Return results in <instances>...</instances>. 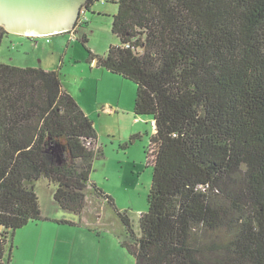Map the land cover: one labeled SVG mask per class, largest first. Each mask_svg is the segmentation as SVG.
Segmentation results:
<instances>
[{
    "label": "trees",
    "instance_id": "obj_1",
    "mask_svg": "<svg viewBox=\"0 0 264 264\" xmlns=\"http://www.w3.org/2000/svg\"><path fill=\"white\" fill-rule=\"evenodd\" d=\"M116 4L119 44L104 57L81 44L89 64L134 84V116L153 123L139 233L92 181L104 152L59 73L0 63V264L30 224L79 228L90 189L116 211L134 264H264V0ZM41 178L77 222L42 215Z\"/></svg>",
    "mask_w": 264,
    "mask_h": 264
},
{
    "label": "rangeland",
    "instance_id": "obj_2",
    "mask_svg": "<svg viewBox=\"0 0 264 264\" xmlns=\"http://www.w3.org/2000/svg\"><path fill=\"white\" fill-rule=\"evenodd\" d=\"M117 1L94 2L89 11L80 16L75 28L76 41L67 33L49 37L7 34L0 46V63L59 73L65 91L93 121L104 152L105 158L95 163L92 181L112 198L117 211L127 215L138 234L139 217L147 208L151 185L143 150L153 124L147 117L134 116V84L102 67L90 65L88 51L81 44L85 36L86 47L98 57H104L110 46L119 44L111 31ZM109 107L112 112H106ZM131 136L137 137L128 143ZM125 144V149L120 147ZM53 192L54 188L45 179L35 183L42 215L77 222L75 216L55 205ZM94 198L89 190L80 228L56 229L41 224L21 229L13 238L19 248L12 249L10 264H134L133 258L119 244L129 238L116 211L106 203L95 204ZM92 218L93 223L89 222ZM88 229H96L98 236ZM82 235L88 236V243L97 248H87L88 243L82 246Z\"/></svg>",
    "mask_w": 264,
    "mask_h": 264
},
{
    "label": "water",
    "instance_id": "obj_3",
    "mask_svg": "<svg viewBox=\"0 0 264 264\" xmlns=\"http://www.w3.org/2000/svg\"><path fill=\"white\" fill-rule=\"evenodd\" d=\"M87 1L0 0V27L7 34L24 37L69 34L75 30Z\"/></svg>",
    "mask_w": 264,
    "mask_h": 264
},
{
    "label": "crops",
    "instance_id": "obj_4",
    "mask_svg": "<svg viewBox=\"0 0 264 264\" xmlns=\"http://www.w3.org/2000/svg\"><path fill=\"white\" fill-rule=\"evenodd\" d=\"M90 65H94V66H97V64H96V61H93ZM112 110V108L111 107H109V109H107V111L106 112H112L111 111ZM151 125H152V123H151ZM91 190V194L93 195V197H95L94 199H92L93 200V202L95 203V204H100V202H101V204L102 205H104V203L105 202H103V200H101L100 198H98L97 196H95L94 194H93V192H92V189H90ZM100 201V202H99ZM86 205H87V199H86ZM85 213H86V206H85V209H84V212H83V215L82 216H85ZM94 218H95V216H94ZM94 218H92L91 220L92 221H89V222H91V223H93L94 221ZM84 221H85V219H84ZM86 222V221H85ZM41 224H48V223H41ZM41 224H30V225H28V226H31V227H38V225H41ZM81 224H83V221L81 222ZM49 225H51V224H49ZM51 226H53V225H51ZM27 227V226H26ZM54 228H56V229H59L58 227H55V226H53ZM25 228V227H24ZM62 228V227H61ZM80 228V227H79ZM23 229V228H22ZM73 229H76V228H73ZM21 230V229H20ZM19 230V231H20ZM95 231H97L96 229H94ZM16 232V234H15V236H14V238L18 235V233H20V232ZM89 232V231H88ZM90 233V232H89ZM28 234V232H26L25 233V235L24 236H26ZM86 235H89V234H86ZM24 236H22L21 238H23ZM80 239H81V241H80V243H81V245L82 246H84V244H86V243H88V240L87 239H89L88 238V236H84V235H82V236H80ZM13 244H14V248H19V246H18V244H15L14 242H13ZM82 246H78V248H82ZM87 248H97L96 246H91L89 243H88V245H87ZM11 261V260H10ZM10 264V263H9Z\"/></svg>",
    "mask_w": 264,
    "mask_h": 264
},
{
    "label": "flooded vegetation",
    "instance_id": "obj_5",
    "mask_svg": "<svg viewBox=\"0 0 264 264\" xmlns=\"http://www.w3.org/2000/svg\"><path fill=\"white\" fill-rule=\"evenodd\" d=\"M85 7V6H84ZM84 10V8H82L81 9V13H80V16H82V14H84L85 13V11H83ZM79 16V19H78V21L81 19V17ZM78 24V23H77Z\"/></svg>",
    "mask_w": 264,
    "mask_h": 264
},
{
    "label": "built area",
    "instance_id": "obj_6",
    "mask_svg": "<svg viewBox=\"0 0 264 264\" xmlns=\"http://www.w3.org/2000/svg\"><path fill=\"white\" fill-rule=\"evenodd\" d=\"M71 35H72L71 39L75 40L74 31L71 33Z\"/></svg>",
    "mask_w": 264,
    "mask_h": 264
},
{
    "label": "clouds",
    "instance_id": "obj_7",
    "mask_svg": "<svg viewBox=\"0 0 264 264\" xmlns=\"http://www.w3.org/2000/svg\"><path fill=\"white\" fill-rule=\"evenodd\" d=\"M74 32H76V30H73ZM73 31H71L69 34H71Z\"/></svg>",
    "mask_w": 264,
    "mask_h": 264
}]
</instances>
